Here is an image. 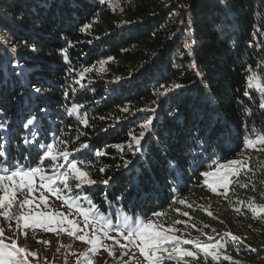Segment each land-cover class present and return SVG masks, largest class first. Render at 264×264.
Listing matches in <instances>:
<instances>
[{
    "label": "trees",
    "instance_id": "obj_1",
    "mask_svg": "<svg viewBox=\"0 0 264 264\" xmlns=\"http://www.w3.org/2000/svg\"><path fill=\"white\" fill-rule=\"evenodd\" d=\"M186 4L194 5L191 33L187 23H181L189 11ZM88 23L91 29L81 32ZM222 24L227 25L228 40L218 28ZM185 43L192 44L193 56L187 55ZM32 45L39 51H30ZM61 48L67 50L70 64H65ZM17 60L27 79L12 71ZM193 60L202 77L196 75ZM69 67L76 73L90 69L82 81L85 88L73 84L75 73L67 72ZM252 73L264 82V0H224L223 4L220 0H122L118 10L107 0H0V120L11 125L0 136H8L17 158L22 150L31 151L32 146L23 141L31 139L32 130L24 129L23 123L37 113L35 130L41 144L54 135L69 141V150L88 143L77 158L92 162V179L115 177L107 188L97 184L83 189L107 214L121 209L146 218L154 212L172 213L176 202L191 196L208 200L221 226L240 236L247 239L262 233L254 215L238 201L255 197V204H264V149L250 153L251 171L244 168L236 176L228 199L212 196L202 175L217 162L240 154L249 129L264 134L260 132L264 109L259 107L264 98L249 88ZM117 77L119 84L113 83ZM173 83L184 87L166 101H157L162 107L156 131L144 144L147 163L124 170L123 160H137L126 147L128 134L150 115L137 110L154 107L159 86ZM32 84L41 89L39 98L32 94ZM65 90L70 93L67 98ZM73 102L85 106L81 111L87 113V127L68 114ZM124 107L130 112L124 113ZM200 140L207 141L203 149ZM97 151L107 154L96 156ZM105 165L106 172L99 173ZM133 183L136 191L126 196ZM102 192L108 194V201ZM122 195L126 198L116 199ZM197 213L208 218L203 209ZM225 242L239 264L264 260V247L230 238Z\"/></svg>",
    "mask_w": 264,
    "mask_h": 264
},
{
    "label": "snow or ice",
    "instance_id": "obj_2",
    "mask_svg": "<svg viewBox=\"0 0 264 264\" xmlns=\"http://www.w3.org/2000/svg\"><path fill=\"white\" fill-rule=\"evenodd\" d=\"M220 3H224V0H220ZM185 7L189 10L181 23H187V31L191 33V25L193 23L191 17V9L194 5L186 4ZM92 24H83L80 27L81 32H87L91 29ZM227 27L226 24L219 25L218 28L224 35L225 40L229 39V34L224 31ZM61 39H66L61 36ZM235 41L233 44L235 45ZM69 47L72 46L71 42H68ZM28 47V45H25ZM187 49V55L193 56L192 44L185 43ZM30 51L38 52L39 49L32 45ZM11 52H16V47L11 48ZM61 56L65 64H70L67 50L60 49ZM111 59V58H109ZM101 64L104 61L100 62ZM192 67L196 70V75L202 77V73L196 64V61H192ZM12 71L17 75L27 79L25 69L23 65L17 60L12 65ZM90 69L81 70L76 73V69L69 67L67 72L75 73L73 76V84L79 85L81 89L85 88V84L82 82L85 78V74ZM251 71V69H246ZM121 78L117 77L113 83L119 84ZM254 75L248 76L249 88L259 87L258 84H254ZM71 88V91L75 92V88ZM184 87L179 83H173L172 85L161 84L156 90L157 99L153 101L154 107L138 109L140 113H150L142 123L137 126V130L129 132V140L126 147L137 157V160L132 159L123 160V169L128 170L130 166L138 162L147 163L145 159L144 144L148 142V139L156 131L155 121L158 119L157 112L162 107V102L166 101L168 96L174 93L176 90ZM264 92V87L261 88ZM27 92V90H26ZM31 92L36 97H40L41 89L36 87L35 84L31 85ZM69 91L65 90L63 95L65 98L69 96ZM245 96L249 95L248 91H245ZM259 107L264 109V103H260ZM85 106L83 104L73 102L68 108L69 115H76L80 118V123L85 127L88 126V119L86 111L82 112ZM40 112H46L45 108L39 109ZM124 113H129L128 107L122 109ZM136 113H132L135 115ZM103 119V118H102ZM40 117L37 113L30 114L23 123L24 129H31V139L24 138L23 143L31 145V151L24 149L19 154V158L13 154L10 146V141L7 135L0 136V218L8 222V227L11 229L12 222L15 221L17 229L21 234H25L24 230L35 228L40 226L45 232H66L69 236L74 237L76 240L84 242L88 245V251L93 255L97 253L100 248H103L109 257L115 256V248L118 246L122 251L123 256H128V253L133 249H137L139 257L133 253V259H137V264H141L140 257L146 262V264H165V261H175L176 264H199L202 259L200 253H203V258H210L208 264L212 261H230L231 264H239L238 261H234L229 255H220V249L227 248L228 244L225 241H216L213 243L203 242L197 239H185L182 236L176 235L179 229L175 228V224L185 223L183 221H174L172 224L165 226L163 223H158L157 220L152 218H140L135 216H129L126 213L116 211L112 214H107L101 210V207L96 204L92 197L83 191L84 187H92L97 184H102L107 188L110 183L115 179L114 176H108L99 179H92L90 169L92 162L90 160H80L77 158V154H82L84 149L89 148L88 143L80 144L79 147L73 146L69 150V141L61 139L58 136H53L50 142L41 144L38 137L40 133L35 130L38 125ZM120 122V118H117V123ZM11 129V125L6 120H0V133H7ZM107 131V129H105ZM249 138L245 140L246 147H252L264 145V134L256 135L252 129H249ZM261 133H264V128L260 129ZM80 135H83L81 133ZM77 140L80 139L78 135ZM206 140L198 141V146L203 149L206 145ZM121 148L122 146L117 145ZM27 153V154H25ZM97 151L96 156L106 155ZM214 171H208L202 173L205 177H211V182L207 180L209 188L213 191H217V187L225 189V191L218 193L225 199H228L229 188V176L238 175L239 169L233 168V165H240L251 171V168L247 164L240 160L229 161L227 164H218ZM108 168L107 165L99 168V173L103 174ZM221 169H224L221 172ZM117 172L123 175L120 167L117 166ZM74 188L77 190L73 194ZM246 186V185H242ZM137 186L132 184V191H128L126 196H131L136 191ZM39 192V196L34 198V193ZM46 193H50L56 198L57 201H62L60 208L63 209L64 205H68V211L62 212L59 209L54 208L55 201L49 203V197ZM105 201H108V194L102 192ZM125 195L117 197V200H123ZM81 201L87 202L86 205ZM255 197L250 198L248 202L238 201V203L248 208L254 215L264 214V205H256L254 203ZM110 203V202H109ZM180 204H184L185 201L180 200ZM75 207V211L83 217V225L79 220L69 219L72 215L71 209ZM191 207V205H188ZM16 208L13 212L12 209ZM235 211L240 212L241 207H235ZM165 214L162 212H154L153 217H163ZM184 216H188L187 212L183 213ZM211 216L212 213L208 212ZM59 216L61 219L57 220ZM122 217V219H121ZM65 222L67 227H65ZM53 223L57 227H53ZM195 227V225H192ZM215 231V229H213ZM82 233V234H81ZM110 233L116 235L110 236ZM206 235V234H205ZM234 242H242L241 238L231 233L224 234ZM16 233L5 237V229L0 227V264H29V257H35L37 254L28 251L25 247H20L15 239ZM121 239L124 243H121ZM209 240H213V237H209ZM10 241V242H6ZM105 240H111L112 244H106ZM45 244L49 243L44 241ZM184 245H192L190 250ZM198 250V251H197ZM59 251V249H57ZM82 257L77 260V264H93L91 258L87 253H81ZM190 258V259H186ZM124 264H128L124 261Z\"/></svg>",
    "mask_w": 264,
    "mask_h": 264
},
{
    "label": "rangeland",
    "instance_id": "obj_3",
    "mask_svg": "<svg viewBox=\"0 0 264 264\" xmlns=\"http://www.w3.org/2000/svg\"><path fill=\"white\" fill-rule=\"evenodd\" d=\"M110 6L114 10H118L121 5L122 0H107ZM169 1V0H166ZM252 75L255 76L254 84H258L259 87H252V89H255L258 91L261 95V97L264 98V92L261 91V88L264 87V82L257 73H252ZM264 149V145H257L255 149L252 147H246L244 150L238 154L236 157L223 161L219 164H227L229 161L233 160H240L244 162L245 164L248 163L249 155L251 152H257L259 150ZM217 164L212 166L208 171H214ZM233 168H238L239 173L244 169V167L240 165H233ZM246 169V168H245ZM207 171V172H208ZM224 169H221V172H223ZM239 175V174H238ZM238 175H230L229 176V187ZM211 182V177H205V181ZM73 183V194L77 191L74 188V182ZM206 188L208 191H210V194L212 196H221L218 193L225 191V189L217 187V191L213 192L209 186L208 183H205ZM229 190V188H228ZM39 192L34 193V198L39 196ZM49 197V203L51 204L53 201H55L54 208L59 209L62 212L68 211V205H64V208H60V204L62 201H57L54 196H52L50 193H46ZM183 200L185 201L184 204H180L179 201ZM177 204L174 206V211L172 213H167L163 217L157 218L153 216H149L147 218H152L154 220H157L158 223H163L165 226H168L169 224H172L174 221H183L185 223L175 224L174 227L179 229V231L176 232V235L182 236L185 239H199L203 242L213 243L216 241H225L227 240V237L224 234L225 233H231L235 236H238L241 238V241L243 244L246 243H253L252 245L260 247H264V214H256L254 215L250 210V212L254 215L255 221H257L260 226V229L262 233L256 232V235H252L246 238L240 236V234L227 227L221 226L220 222L216 220V216L209 208V202L208 200L205 201H196L191 196L184 197L180 199ZM82 204H85L87 202L81 201ZM188 205H191L189 207ZM257 205V204H256ZM264 205V204H262ZM203 209L205 210V213L208 214V212H211L212 215L209 216L207 219L200 218L198 216L197 210ZM13 212L16 211V208L14 207L12 209ZM72 215L69 216V219L79 220L81 223V226L83 225V217L80 216L76 211L75 207L71 209ZM121 213H126L123 209L116 210ZM116 211H113L108 214H112ZM187 212L188 216H184L183 213ZM129 216H134L130 213H126ZM140 218H146L141 216H135ZM57 220L61 219V217L57 216ZM122 219V217H121ZM192 225H195V227H192ZM65 227H67V224L65 222ZM0 227H3L5 229V237L11 235L13 232L16 233V241L18 246L25 247L28 251L34 252L37 255L35 257H29V264H77L78 257L82 259L80 256L81 253H87V255L91 258L93 261V264H124V261H127L128 264H137V259L131 258L133 253L136 254L137 257H139V252L137 249L133 248L129 253L128 256H123L122 251L117 246L115 248V256L109 257L107 252L100 248L96 254H92L88 251V245H86L84 242L76 240L74 237L69 236L66 232H45L44 229L40 226H37L35 228H30L24 230L25 234H21L20 230L17 229L15 221L12 222V227L9 229L8 222L4 221L3 218H0ZM53 227H57L55 223H53ZM215 229V231H213ZM82 234V233H81ZM206 234V235H205ZM116 235L115 233H110V236ZM209 237H213V240H209ZM44 241H48L49 243L45 244ZM6 242H10L7 241ZM106 244L111 245V240H105ZM121 243H124V241L121 239ZM184 247H187L188 249H192V245H184ZM59 249V251H57ZM198 251V250H197ZM202 259L200 260L199 264H208V261L210 258H203V253H200ZM220 255H229L226 248L220 249ZM230 256V255H229ZM190 259V258H186ZM141 264H146L142 260V257H140ZM228 262V263H227ZM225 262L224 260L221 261H213L214 264H229L230 261ZM165 264H176L175 261H165ZM254 264H264V260H262L260 263H254Z\"/></svg>",
    "mask_w": 264,
    "mask_h": 264
}]
</instances>
